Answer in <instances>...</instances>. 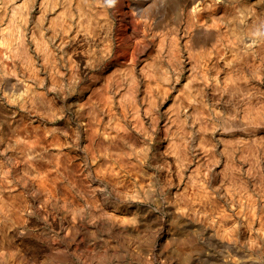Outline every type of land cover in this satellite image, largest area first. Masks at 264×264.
<instances>
[{
	"label": "rangeland",
	"instance_id": "rangeland-1",
	"mask_svg": "<svg viewBox=\"0 0 264 264\" xmlns=\"http://www.w3.org/2000/svg\"><path fill=\"white\" fill-rule=\"evenodd\" d=\"M25 1L0 0V134L4 135V143L16 140L19 134L23 141L16 151L6 150L0 143V184L6 190L3 194H20L14 199L15 207L8 209V220L0 221V242L4 243L0 264H232L229 245L245 251L250 264H264V242L256 234L259 224L255 223L251 232L241 225L234 232L232 220L227 219L218 225L227 229V237L222 241L210 238L217 227L209 223L210 227L206 225L208 229L203 230L202 213L213 212V205L221 209L223 201L216 193L211 197L213 201L210 199L213 205L199 203L201 207L199 199L196 202L198 197L191 193L192 186H187L189 176L196 179L195 187L199 186L198 177L204 178L205 190L212 192L228 175L236 181L247 174L241 181L247 180L249 191L253 189L251 192L264 200L257 193H264V154L259 151L253 160L247 158L260 171L254 170L252 177L244 171L246 161L242 164L233 157L232 163L221 158V144L216 139L226 132L224 141L231 144L225 146L234 147L239 136H247L249 146L254 135L256 139L264 137V16L259 29L249 27L245 35L260 36L251 50L238 47L236 39L221 29V40L212 51L214 58H206L197 68L193 60L187 63L188 47L192 49L198 38L203 39L204 32L197 37L183 30L184 15L178 30L173 27L176 7L185 6V14L190 0ZM216 2L218 8L212 12L215 20L232 16L238 19L243 6L254 13L260 7L264 9V0ZM68 3L69 7L63 8ZM137 6L142 14H137ZM81 9L86 12L84 16ZM20 30L23 34L19 37ZM162 33L175 54L170 60L162 55L169 66L161 67L165 79L155 72L158 70L142 67L147 57L159 63L156 43L157 35ZM2 36L8 40L1 41ZM35 43L41 44L42 53L37 52ZM231 49L237 54L234 65L228 68L223 59ZM14 52L21 54L16 57ZM225 73L232 75V80L223 81ZM190 74L196 77L191 86L200 97L190 112L195 118L184 113L187 91L183 83L191 78ZM15 80L32 85L37 94L33 98L47 99L48 103L37 99H27L24 106L9 102L7 95L16 93L11 88ZM135 105L139 117L134 114ZM167 106L170 109L166 114ZM17 123L19 127L14 130ZM85 125L90 132L96 129L100 136L114 135L111 143L103 145L94 138L88 146L84 138L87 140L91 134L84 136ZM198 126L212 131V138L208 134L203 135L206 141L200 140L201 144L205 142L204 148L209 143L204 153L195 149L194 128ZM260 140L262 144L264 139ZM166 144L173 154L164 150ZM208 152L212 155L207 156ZM216 159L218 165L214 164ZM231 176L225 182L233 183ZM98 181L105 187H100ZM257 182L261 184L255 185ZM6 183L9 187L4 189ZM39 184L43 187L40 191ZM252 184L257 187L252 188ZM36 187L38 197L33 196ZM183 192L189 193V198ZM183 198L192 202L193 211L184 205ZM259 201L249 217L261 215L263 222L264 209ZM16 207L20 216L13 222L11 218L18 215ZM58 207L69 211L71 228ZM227 213H231L229 209ZM10 228L16 230L18 244L11 236L6 239ZM64 232L68 239H62ZM30 256L32 260L26 259Z\"/></svg>",
	"mask_w": 264,
	"mask_h": 264
},
{
	"label": "bare ground",
	"instance_id": "bare-ground-1",
	"mask_svg": "<svg viewBox=\"0 0 264 264\" xmlns=\"http://www.w3.org/2000/svg\"><path fill=\"white\" fill-rule=\"evenodd\" d=\"M5 1V0H4ZM33 1V3L35 2V0H32ZM25 2H28L27 0L25 1ZM30 3H31V0L29 1ZM225 2H227V0H221V4H223V3H225ZM29 4V3H28ZM27 4V5H28ZM146 3H143L142 4V6H144ZM218 3L216 2V0H190L189 1V3H188V5H186V7L188 8L187 10H186V12H185V14H183L182 12H183V10H185V6L184 7H182V6H180V5H178L177 7H176V11H175V17H176V23H175V25L173 26V27H176L175 28V30H178V28L180 27V25H181V21H180V18H181V16H183L184 15V17H185V22L183 23V30H187V33L189 32V33H195L196 35H197V37H200V35H202L201 33L202 32H204V38L203 39H200V38H198L199 40H198V42L196 41V43L193 45V47H192V49H191V47L189 46L188 47V49H189V51H188V56H187V63L188 62H190V61H192L196 66L195 67H197V65H198V67H199V64L200 63H202L203 61H205L206 60V58H207V60L208 59H212V58H214V56H213V50H214V52L216 51V49H217V46H218V42L221 40V36H220V34H218V32L222 29V30H224L226 33L228 32L231 36H233L235 39H236V44H237V46L238 47H241V49H245L246 51H248V50H251L252 49V47L255 45V44H258L259 43V37L260 36H255L254 35V37H250V38H248V37H246L245 35L248 33V31H250L249 29V27H254V26H256V27H258V29H259V26L260 25H262L263 24V16H264V9L262 8V7H260V8H258V13H254V12H251V10H249V9H247L246 7H241V9H240V11H241V13H240V15H239V17H237L238 19H236V18H234L233 16L231 17V18H229V19H223V17L222 18H220L219 20H215V18H214V16H213V14H212V12H214L217 8H218V5H217ZM54 5V4H53ZM52 6V5H51ZM15 7V6H14ZM23 7V6H22ZM25 7V6H24ZM54 7V6H53ZM65 7H69V3L68 4H66L63 8H65ZM181 7V8H180ZM13 8V7H12ZM19 8H21V6H19ZM140 6H137V7H135V9H136V12H137V14L138 13H141L142 14V12L140 11ZM15 9V8H14ZM22 10H23V8H22ZM18 11V10H17ZM21 11V10H20ZM24 11V10H23ZM81 12L82 13H84L82 16H84L85 14H86V12L85 11H83V9H81ZM3 13V12H2ZM1 13V14H2ZM0 14V16H3V15H1ZM22 14H23V12H22ZM135 13L133 12V15H134ZM15 15V14H14ZM25 15V14H24ZM55 18H56V16H54ZM0 18H2V17H0ZM12 19H13V17H11ZM24 18H25V16H24ZM87 18H88V16H87ZM16 19V18H15ZM19 19V18H18ZM177 19H179V20H177ZM86 21H88V20H86ZM85 21V22H86ZM87 23H90V22H87ZM86 23V24H87ZM137 23H138V20H137ZM138 24H141V22L139 21V23ZM18 28H19V26H17ZM87 27H89V26H87ZM14 29V28H13ZM174 29V28H173ZM1 31V30H0ZM9 31V33H10V30H8ZM168 31L169 30H167V33H168ZM1 32H3V30L1 31ZM1 32H0V34H1ZM4 33H5V31H4ZM3 33V34H4ZM8 33V32H7ZM8 33V34H9ZM165 33V32H164ZM164 33H162V34H160V35H157V38H159L158 39V42L156 43V57L158 56L159 57V59H158V64L155 62V61H153V59H152V61H149L151 58L150 57H147L146 59H144L143 61H142V67L143 68H145V69H147V70H152V71H155V70H158V71H155L158 75L160 74V75H162V73H163V71L161 70L162 68L161 67H163V68H167V66H168V62L165 60H162V55H164L165 57H167L169 60L170 59H172V58H174L175 57V54H173L174 52L173 51H171V49H170V46L168 45V43H166L167 42V35L166 34H164ZM253 33H257V31H253ZM8 34H6L7 36H8ZM20 34H23V32H22V30H20L19 32H18V35H19V37H20ZM184 34V33H183ZM10 36V35H9ZM3 37V36H2ZM4 38V39H3ZM2 39H1V41H7L8 40V38L7 37H3ZM7 38V39H6ZM9 39H10V37H9ZM11 39H12V37H11ZM10 39V40H11ZM175 40V39H174ZM34 41V40H33ZM36 41H38L37 39H36ZM171 41V40H170ZM35 42V41H34ZM178 41L176 40V44L175 45H178V43H177ZM37 43V42H36ZM35 43V44H36ZM175 43V42H174ZM169 44H171V43H169ZM36 45H38V46H35L36 47V49H37V52L38 51H40L41 50V53H42V48H40V46H41V44H40V46H39V44H36ZM171 47H172V45H171ZM194 47H197L199 50L198 51H195L193 48ZM211 48L212 50L210 51L208 48ZM173 48V47H172ZM207 48V49H206ZM233 48V47H232ZM174 49V48H173ZM206 49V50H205ZM175 50V49H174ZM194 50V51H193ZM234 50H236V49H231L229 52V55L227 56V57H225L224 56V64H225V66L226 67H230V66H233L234 65V63H235V60H234V56L237 54V53H235L236 51H234ZM172 52V53H171ZM39 53V52H38ZM235 53V54H234ZM14 54H15V56L16 57H19V55L21 54V53H19V52H14ZM150 56V55H149ZM213 56V57H212ZM200 59H202L201 60V62H200ZM155 60V59H154ZM190 66H192V65H190ZM190 66H189V71H191L192 70V67L190 68ZM169 67V66H168ZM197 67V68H198ZM227 68V69H228ZM190 73V72H189ZM188 77H191V78H189V79H187L184 83H183V90H186L187 91V93H186V96L184 97V99H186V102H187V104H186V106H185V110H184V113L185 114H188L187 115V117H193V118H195V116L196 115H193V114H190V112H192V110H194V108L198 105V103H199V100H200V97H199V92L198 91H196L197 89H195L194 90V87H192L191 85H192V83H193V81H195V79H196V77L193 75V77H192V74H190ZM166 77L165 76H161V79H165ZM224 78L225 79H223V81L224 80H226V81H228V80H232V75H229V74H227V73H225L224 74ZM129 81V80H128ZM14 82V81H13ZM11 88H12V90L14 91V92H16L14 95H7V98H9L10 100H8L9 102H12V103H15V104H18V105H22V106H24V104H26V102H27V99H37V100H42V101H44L43 99H41V98H33L34 97V95H37L36 93H35V89L34 88H32V85H29V84H27L26 82H24V81H21V80H15V82L14 83H11ZM86 92V90L85 91H83L82 93H85ZM82 95V94H81ZM177 98L176 97H174V101L176 100ZM34 101V100H33ZM44 103H48L47 102V99H46V101H44ZM80 109H82V108H80ZM170 108H169V106H167L166 108H165V113L167 114L168 113V110H169ZM164 113V114H165ZM194 113V112H193ZM134 114L137 116V117H139L140 115H139V111H138V107H136V105H135V110H134ZM195 114V113H194ZM97 118V117H96ZM167 118V117H166ZM248 119V118H247ZM254 122V119L252 118V120H249V123L250 124H252ZM97 124H98V121L96 122V126H97ZM19 126H18V123L17 124H15L14 126H13V129L15 130V129H17ZM97 128V127H96ZM20 129V128H19ZM88 130H90V128H89V126L88 125H85L84 126V136L86 137V134L89 132L90 134V137L89 138H87V140H86V138H84V140H85V143L88 145L89 143L88 142H92L93 140H94V138L97 140V139H99L100 140V143L101 144H109V143H111V138L114 136H112V135H110V134H105V133H102V136H100V135H98L97 134V132H96V129L94 130V129H92V132H90V131H88ZM194 131L196 132V144H195V149H199V152H201V153H204V152H206L207 151V149H208V147H209V143L207 142V146L205 145V148H204V143H200V140L202 139V141H206V139H207V137L206 136H203V135H208L209 134V136L212 138V136H211V134H212V131H210V132H207V128H203V127H201V126H198V127H195L194 128ZM5 134V133H4ZM19 134V133H18ZM217 134V133H216ZM3 137H4V135H2V134H0V143H1V147H2V145H3V147L6 149V150H15V149H17V146H18V143H19V145H20V143H21V141H22V139L20 138V134L19 135H17V139L16 140H14V139H11L10 141H8V142H5L4 143V141H3ZM164 137V136H163ZM216 137V136H215ZM227 137V133L226 132H221L220 134H218L217 135V140H218V142L221 144L220 145V148H219V154L222 156L221 158H224V160L225 161H228L230 158L232 159L233 157H237L236 159H239L238 161H240V162H243L242 164H244V162L247 160V158H251L252 160H253V157H255L256 155L255 154H257L259 151H261V153L262 154H264V145H263V143L261 144V141H263V140H260L261 138H263L264 139V137H259L258 139H256L255 138V135H254V137H251V146H249V145H247V143H248V137L247 136H239L237 139H236V141H235V146L233 147V146H230V147H226L227 145H230L231 143V141L229 142V141H227V142H225L224 140H225V138ZM249 137V138H250ZM162 138V137H161ZM161 138H160V140H161ZM165 138V137H164ZM91 139H93L92 141H91ZM163 139V138H162ZM246 141H247V143H246ZM23 142V141H22ZM169 142V141H168ZM223 142V143H222ZM93 143V142H92ZM215 143H216V141H215ZM227 143V145L225 146V144ZM250 143V142H249ZM86 144H85V146H86ZM170 144V143H169ZM218 145V144H217ZM89 146V145H88ZM87 146V147H88ZM161 146V145H160ZM163 146V145H162ZM54 147H56V149H58L57 147V144H55V146ZM91 147V146H90ZM156 147H158V145L156 146ZM165 148H164V150L166 149V151H167V154H168V152L170 153H172V151L174 152V150L173 149H170L169 148V146H167V144L164 146ZM53 148V147H52ZM207 148V149H206ZM217 148V147H216ZM229 148V149H228ZM4 149V150H5ZM54 149V148H53ZM55 149V150H56ZM158 149V148H157ZM156 149V150H157ZM206 149V150H205ZM210 149L211 148H209V152H211V153H213L212 152V150L210 151ZM86 150V149H85ZM159 150V149H158ZM163 150V148H162V151H164ZM16 151V150H15ZM165 151V152H166ZM196 151V150H195ZM197 152V151H196ZM207 153V156H208V154H211V153ZM14 154V153H13ZM15 154H16V152H15ZM26 154V153H25ZM173 154V153H172ZM196 154V153H195ZM94 155V154H93ZM200 155V154H199ZM212 155V154H211ZM209 156L210 157V159L212 158V156ZM214 156V155H213ZM102 157V156H101ZM206 157V156H205ZM26 158L27 159H29L30 157H29V155H27L26 154ZM91 158V157H90ZM198 158H200V157H198ZM204 158V157H203ZM208 158V157H207ZM257 158H259V157H257ZM256 158V159H257ZM201 159V158H200ZM200 159L198 160V161H200ZM231 159L229 160V161H231ZM235 159V160H236ZM251 159H249L250 161H251ZM255 159V160H256ZM96 160V158L94 159L93 158V156H92V158H91V161L93 162V164H96L95 166H96V170L98 169H100L99 167H100V165L97 163V161H95ZM182 160V159H181ZM248 160V161H249ZM182 161H184V160H182ZM181 161V162H182ZM211 161V160H210ZM216 161H217V159H216ZM249 161V162H250ZM259 161V160H258ZM203 162L204 161H202V164H203ZM212 162H213V160H212ZM211 162V163H212ZM232 163H235V162H233V161H231ZM231 162H230V164H231ZM205 163V162H204ZM218 163V161L217 162H215L214 164H217ZM222 163V162H221ZM227 163V162H226ZM246 163V167L244 168L245 170V172L246 173H252V172H254V170H255V172L257 171L253 166H255V165H252V164H250V163H248L247 161L245 162ZM253 163H255V162H253ZM257 163V162H256ZM259 163V162H258ZM213 164V163H212ZM214 164H213V166H214ZM219 164V163H218ZM217 164V165H218ZM228 164H229V162H228ZM241 164V163H240ZM260 164V163H259ZM197 165L199 166V164L197 163ZM217 165H215L216 167H217ZM179 166H181V165H179ZM191 166V165H190ZM197 166V167H198ZM222 166V165H221ZM227 166H229V169H231L230 168V165H227ZM244 166V165H243ZM192 167V166H191ZM201 167V166H200ZM222 167H224V166H222ZM235 167V166H234ZM233 167V168H234ZM239 167V166H238ZM181 168V167H180ZM199 168V167H198ZM197 168V169H198ZM224 168H226V167H224ZM241 168V167H240ZM239 168V169H240ZM258 168V167H257ZM196 168H195V170H197ZM223 169V168H222ZM227 169H228V167H227ZM227 169H226V171H227ZM228 169V170H229ZM235 169V168H234ZM236 169H238L237 167H236ZM238 169V170H239ZM259 169V168H258ZM194 170V171H195ZM199 170V169H198ZM197 170V171H198ZM223 170H225V169H223ZM222 170V171H223ZM232 170V169H231ZM243 170V169H242ZM262 170V169H261ZM177 171H178V169H177ZM176 171V172H177ZM233 171V170H232ZM231 171V172H232ZM236 171V170H235ZM108 172H110V171H108ZM221 172V171H220ZM258 172V171H257ZM181 173V172H180ZM193 173V172H192ZM217 173H218V170H217ZM233 173V172H232ZM238 173H240V172H238ZM238 173H235V175L236 176H238ZM258 173H260V171L258 172ZM262 173H263V170H262ZM179 174V173H178ZM177 174V175H178ZM222 174V173H221ZM229 174H230V171H229ZM234 174V173H233ZM115 175V174H114ZM192 175V174H191ZM226 175H228V174H226ZM225 175V176H226ZM234 175V176H235ZM254 175H256L257 176V174H254ZM263 175V174H262ZM216 175L214 174V177H215ZM220 176H223V175H220ZM231 176V175H230ZM229 175H228V177H227V180L229 179V177H230ZM233 176V175H232ZM231 176V177H232ZM235 176V177H236ZM239 176H241V175H239ZM245 176H247V174L245 175ZM244 176V177H245ZM103 177V176H102ZM180 177V176H179ZM181 177H182V175H181ZM205 177V176H204ZM243 177V176H242ZM244 177H243V180H244ZM250 177V176H249ZM252 177H253V173H252ZM264 177V176H263ZM18 178V177H17ZM189 178H190V183L189 184H187V186L188 185H190V186H192V188H193V192H191V193H194V194H192V195H194L195 197L197 196L198 198H196L197 200H196V202L198 201V199H199V202H198V204L199 203H207L208 202V204H210L211 202H210V199H211V197H212V199H213V197H214V195L217 193V195H218V197L220 198V199H222V201H223V203L222 204H220V205H222L221 206V209H220V207H216V206H214L212 203H211V205H213V206H211V207H213L212 209L214 210L213 212H212V210H205V212L203 211V216L202 215H200V216H202L204 219H205V226L204 227H202V229L203 230H207L208 229V227H210V224H211V226L213 225V226H216L217 227V231L215 232V233H213V234H211V236H210V238H212V239H224V238H226L227 237V234H228V231H227V229H226V231L225 230H222V226H221V229L219 228L220 227V225H222V223H225V220L227 221V219H229V220H232L231 221V225H232V229H233V231L234 232H237L239 229V226L241 225V226H243V227H245V228H247L248 230H249V232H251L252 230H253V227H254V225H255V223H258L259 224V227L256 229V234H258V238H259V240L260 241H262V242H264V221L263 222H261L263 219H262V217H261V215L260 216H254L253 214H251V217H249V211L251 212H255L254 210H255V208H253V207H255L254 205L256 204V202H258L259 200V204L261 205V207L264 209V200L263 199H258L256 196H255V194H253L251 191L253 190L252 188H256L255 187V185H260V184H258V182H257V184H252V186L254 185V187H252L251 189V191H249L250 189H248L247 187H248V185H247V180L246 181H244V182H242L241 180H239L240 178L239 177H237L238 178V180L239 181H241V182H238V180H237V178H235L236 179V181H237V183H238V185H236V183H234V182H236L235 180H234V178L232 177V181H234L233 183H228V182H225V181H227V180H225L223 183H221L220 185H216L217 187H212L213 188V191L211 192V190H210V192H208V190L206 191L205 190V186H204V183H205V180H204V178H199L198 177V179H197V183H199L198 185L199 186H197V187H195V182H196V179L194 180V178L193 177H190L189 176ZM205 178H207V177H205ZM218 178V177H217ZM18 179H20V178H18ZM208 179V178H207ZM206 179V180H207ZM246 179V178H245ZM249 179H251V178H249ZM248 179V180H249ZM253 180H254V178H252ZM259 179H261L260 177H259ZM263 179V178H262ZM215 180H217V179H215ZM223 180H224V177H223ZM99 182V181H98ZM216 182V181H215ZM214 182V183H215ZM250 182V181H249ZM220 183V182H219ZM251 183V182H250ZM253 183V182H252ZM264 183V182H263ZM99 184V186L100 187H105L103 184H102V182H99L98 183ZM186 184V183H185ZM232 184H234V185H232ZM43 185V184H42ZM215 185V184H214ZM37 186V185H36ZM39 186V191H40V189L42 188L43 189V187H41L40 188V184L38 185ZM9 187V184H7L6 183V185H5V188L4 189H6V188H8ZM13 188H15V186H13ZM259 188H260V186H259ZM259 188H258V191H259ZM41 189V190H42ZM183 191H184V186H183ZM186 189V188H185ZM35 194L33 195V196H35V197H38V193H39V191H37V187L35 188ZM187 190V189H186ZM262 190V189H261ZM5 191L6 190H2V185L0 184V221H6V220H8V218L10 217V213H9V210H10V208L12 209V208H14L15 207V201H14V199L16 198V197H18V196H20V194H18V193H16L17 195H15V196H13V195H10V197H9V194H8V196H6L5 194H3V193H5ZM9 191H11V190H9ZM254 191H256L255 189H254ZM253 191V192H254ZM263 191V190H262ZM261 191V192H262ZM46 191H44V193H45ZM182 192V191H181ZM9 193V192H8ZM13 193V192H12ZM11 193V194H12ZM254 193H256V192H254ZM258 193V197L260 196V197H262V196H264L263 194H259V192H257ZM6 194H7V192H6ZM182 194V193H181ZM183 194H185V196H186V198H187V195L189 194H187L186 195V193H184L183 192ZM180 195V194H179ZM182 196V195H181ZM181 196H179V197H181ZM184 196V197H185ZM5 197V198H4ZM183 197V196H182ZM192 196H190V198H191ZM195 197H194V199H195ZM188 198H189V195H188ZM262 198H264V197H262ZM180 199H182V198H180ZM184 199V198H183ZM211 199V200H212ZM257 199H258V201H257ZM186 200V201H185ZM188 200V201H187ZM193 199H191L190 200V202L192 201ZM217 200V199H216ZM184 205L188 208L189 206L190 207H192L191 206V203H189V199H184ZM194 201V200H193ZM213 201V200H212ZM196 202H193V205L194 204H196V205H198ZM210 202V203H209ZM216 203V202H215ZM221 203V202H220ZM263 203V204H262ZM5 204V206H4V208H3V205ZM208 204H206V205H208ZM200 205V204H199ZM7 206V209L5 208ZM195 206V205H194ZM201 207H202V205H200ZM217 206H218V204H217ZM185 207V208H186ZM201 207H200V210H201ZM210 207V206H209ZM64 208V207H63ZM63 208H60L59 209V207L57 208L58 210H59V212H60V214H61V216L62 217H64V218H66L67 220H68V225H69V228H71V218H70V215H69V211L67 212L66 210H64ZM216 208V209H215ZM218 208V209H217ZM9 209V210H8ZM220 209V210H219ZM227 209H229V211L231 212V213H227ZM251 209V210H250ZM194 210H196V209H194ZM198 210H199V208H198ZM191 211H193V207H192V210ZM16 212H17V214H18V210H17V207H16ZM201 212V211H200ZM251 212V213H252ZM198 213H199V211H198ZM262 213H263V211H262ZM195 214H196V212H195ZM201 214V213H200ZM20 215L18 214V215H16V217H12L11 219L13 220V222H17L19 219H18V217H19ZM199 216V215H198ZM199 216V217H200ZM198 217V218H199ZM201 218V217H200ZM199 218V219H200ZM10 219V220H11ZM202 219V218H201ZM228 220V221H229ZM12 222V223H13ZM206 222L208 223V224H206ZM210 223V224H209ZM206 225H208V227L206 226ZM218 225H219V227H218ZM78 226L79 227H83V224H82V221H81V219H79V224H78ZM224 226V225H223ZM210 229V228H209ZM225 229V228H224ZM211 230V229H210ZM231 232V231H230ZM229 232V233H230ZM15 233H16V230L14 229V228H10V229H7V236H6V239L7 238H9L10 236L11 237H13V239H15L14 241H15V244H18V240L16 239V237H15ZM212 233V232H211ZM234 234V233H233ZM237 234V233H236ZM251 234V233H250ZM249 234V235H250ZM230 236H231V234H230ZM234 236H235V234H234ZM61 237H62V239H68L67 238V233L66 232H64V233H62V235H61ZM251 238V237H250ZM255 238V237H254ZM247 239V238H246ZM217 241V240H216ZM222 241V240H221ZM221 241H219V242H221ZM245 241V240H244ZM250 241V240H249ZM192 243V242H191ZM3 244L4 243H1L0 242V250H3ZM66 244H67V246H68V248H71V244L69 245V241H67L66 242ZM246 244V243H245ZM251 246V245H250ZM228 249L231 251V254L232 255H230L231 256V258L232 259H234L233 261L235 262V264H250V259L247 257L248 256V254L245 252V251H243V250H241V249H238V248H236L234 245H229L228 246ZM74 251H76L75 249H74ZM14 256H17V253H15V254H13ZM31 257L32 256H30V258L29 257H26V259H30V260H32L31 259ZM228 257V256H227ZM18 258H21L20 256H18ZM230 259V258H229ZM231 259V260H232ZM233 261H230V262H232V264H233ZM2 264H6V263H2Z\"/></svg>",
	"mask_w": 264,
	"mask_h": 264
}]
</instances>
